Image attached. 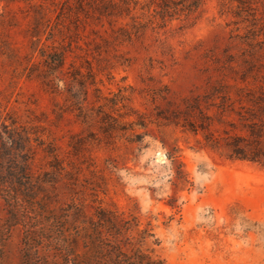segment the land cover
<instances>
[{
	"label": "rangeland",
	"instance_id": "rangeland-1",
	"mask_svg": "<svg viewBox=\"0 0 264 264\" xmlns=\"http://www.w3.org/2000/svg\"><path fill=\"white\" fill-rule=\"evenodd\" d=\"M236 6L208 0L163 27L139 11L108 20L92 0H0V113L28 134L31 170L49 175L56 206L137 216L165 264H264V168L156 115L216 81L264 88V0L255 20ZM53 51L66 57L55 70ZM105 114L127 130L105 133ZM8 212L0 199V252L16 255L23 228H7Z\"/></svg>",
	"mask_w": 264,
	"mask_h": 264
},
{
	"label": "trees",
	"instance_id": "trees-1",
	"mask_svg": "<svg viewBox=\"0 0 264 264\" xmlns=\"http://www.w3.org/2000/svg\"><path fill=\"white\" fill-rule=\"evenodd\" d=\"M207 1L92 0V3L93 10L108 20L134 19L139 11L148 18V24L157 21L165 27L174 19L199 14ZM227 1L237 4L232 11L235 16H252L255 20L260 0ZM227 4L222 7L227 9ZM119 30L126 32L122 27ZM41 53L45 55L42 48ZM46 57L52 70L66 61L63 51H53ZM240 79L246 81L245 77ZM80 85L86 87L84 81ZM168 105L156 114L164 124L202 133L203 147L220 151L230 160L249 161L264 168V88L255 90L216 81L204 94L184 99L183 109L172 110ZM104 119L105 133L127 130L126 124L117 123L111 115L105 114ZM139 121L136 125L144 127V121ZM219 130L221 133L215 135ZM28 143V134H21L13 123L7 124L0 113V199L9 211L7 228L20 225L23 228L17 254L7 249L0 252V264H8L14 258L16 264H165L147 247L155 235L150 228L141 227L137 216L101 205L89 213L81 202L56 206L48 188L52 182L49 175L31 170ZM176 180H185L181 170ZM154 244H158L157 240Z\"/></svg>",
	"mask_w": 264,
	"mask_h": 264
}]
</instances>
